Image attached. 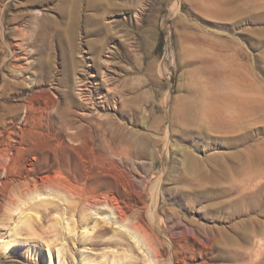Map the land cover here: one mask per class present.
<instances>
[{"label":"rangeland","instance_id":"374dc122","mask_svg":"<svg viewBox=\"0 0 264 264\" xmlns=\"http://www.w3.org/2000/svg\"><path fill=\"white\" fill-rule=\"evenodd\" d=\"M4 60L0 264H149L95 197L159 264H264V0H0Z\"/></svg>","mask_w":264,"mask_h":264},{"label":"bare ground","instance_id":"6f19581e","mask_svg":"<svg viewBox=\"0 0 264 264\" xmlns=\"http://www.w3.org/2000/svg\"><path fill=\"white\" fill-rule=\"evenodd\" d=\"M6 62L7 60H4V63L2 62V65H0V67L3 68ZM88 95L89 94L86 90H81V93H80L81 98L83 99L85 98L86 100H88V97H89ZM63 127L66 128L68 131H72L70 140H72L75 143L74 145L84 144L87 141L95 140L98 137V134H96L98 128L97 127L95 128L93 127V125H90V124L76 125L75 123H68V124H64ZM13 149L16 151L18 149V146L15 145L12 149H9L10 153L8 155H3V156L0 155V170L3 168L5 169V166L2 162V160H4L5 157L11 161L15 160V156L13 155L14 154ZM105 149L108 153H110L113 149V146L111 144H108L105 147ZM69 183L70 184H66L60 181L57 177L47 176L44 178H39V180H35L23 186L22 189L18 192L19 193L18 197L21 200H31V199L37 200V198L41 197L44 192H49L53 190L59 191L61 189H62L61 191H64V192L66 190L68 192L73 191L75 189L74 184L71 181H69ZM102 199L95 197L94 202L90 198H85V200H82V201H85L86 204H91L92 206L96 208V210H101L103 208H106L108 210L113 211V214L115 216L114 224L119 226L118 227L120 231L119 234L131 236L135 242L134 248L137 249L136 247L138 246L140 250H144L145 252H147L149 264H159L160 254L158 255V252L155 251L156 247H154L153 241H150L151 238L149 240L146 231H143V228L141 227L142 225L140 226V225L130 222L127 211L119 207L118 205L114 204L110 200H108L107 197H104ZM63 251L65 252V249H62L59 252L62 253Z\"/></svg>","mask_w":264,"mask_h":264}]
</instances>
